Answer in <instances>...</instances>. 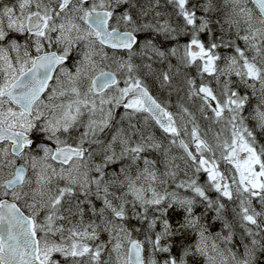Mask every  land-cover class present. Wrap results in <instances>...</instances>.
Listing matches in <instances>:
<instances>
[{
	"label": "snow or ice",
	"instance_id": "snow-or-ice-1",
	"mask_svg": "<svg viewBox=\"0 0 264 264\" xmlns=\"http://www.w3.org/2000/svg\"><path fill=\"white\" fill-rule=\"evenodd\" d=\"M200 261L264 264V0L0 5V264Z\"/></svg>",
	"mask_w": 264,
	"mask_h": 264
},
{
	"label": "rangeland",
	"instance_id": "rangeland-1",
	"mask_svg": "<svg viewBox=\"0 0 264 264\" xmlns=\"http://www.w3.org/2000/svg\"><path fill=\"white\" fill-rule=\"evenodd\" d=\"M200 179H201V182H203L204 179H205V177L202 175ZM211 195L213 196V198H215V193H212ZM201 210H202V206H201V208H198V209H197L198 212L201 211ZM212 215H213V214H212L211 212L207 213V219H206V222H209V221L211 220ZM211 231L213 232V234H214L215 232L220 231V225H219V224H215V225L211 228ZM238 237H239V230H237V238H238ZM199 264H202V261H200Z\"/></svg>",
	"mask_w": 264,
	"mask_h": 264
},
{
	"label": "flooded vegetation",
	"instance_id": "flooded-vegetation-1",
	"mask_svg": "<svg viewBox=\"0 0 264 264\" xmlns=\"http://www.w3.org/2000/svg\"><path fill=\"white\" fill-rule=\"evenodd\" d=\"M15 2V0H0V5H3V4H5V3H7V4H12V3H14Z\"/></svg>",
	"mask_w": 264,
	"mask_h": 264
},
{
	"label": "trees",
	"instance_id": "trees-1",
	"mask_svg": "<svg viewBox=\"0 0 264 264\" xmlns=\"http://www.w3.org/2000/svg\"><path fill=\"white\" fill-rule=\"evenodd\" d=\"M173 219H179V217L173 214Z\"/></svg>",
	"mask_w": 264,
	"mask_h": 264
}]
</instances>
